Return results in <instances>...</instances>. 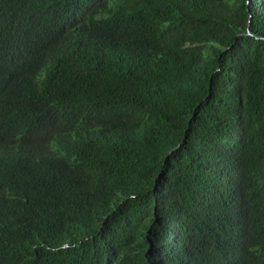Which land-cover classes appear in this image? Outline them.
Instances as JSON below:
<instances>
[{"label":"trees","instance_id":"obj_1","mask_svg":"<svg viewBox=\"0 0 264 264\" xmlns=\"http://www.w3.org/2000/svg\"><path fill=\"white\" fill-rule=\"evenodd\" d=\"M0 264H264V0H0Z\"/></svg>","mask_w":264,"mask_h":264},{"label":"clouds","instance_id":"obj_2","mask_svg":"<svg viewBox=\"0 0 264 264\" xmlns=\"http://www.w3.org/2000/svg\"><path fill=\"white\" fill-rule=\"evenodd\" d=\"M1 150H2V149L0 148V152H1Z\"/></svg>","mask_w":264,"mask_h":264}]
</instances>
